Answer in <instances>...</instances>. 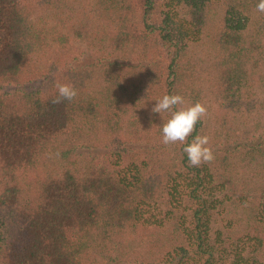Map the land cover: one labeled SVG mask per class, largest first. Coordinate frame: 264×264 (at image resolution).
Here are the masks:
<instances>
[{
    "label": "trees",
    "instance_id": "trees-1",
    "mask_svg": "<svg viewBox=\"0 0 264 264\" xmlns=\"http://www.w3.org/2000/svg\"><path fill=\"white\" fill-rule=\"evenodd\" d=\"M214 2L225 3L213 36L222 114L215 160L190 167L183 147L206 135L208 117L185 144L164 145L171 113L150 121L135 113L153 93L203 103L196 91L181 92L182 53L201 40ZM258 3L89 0L64 29L46 22L50 6L42 14L32 0H0V264H264V120L254 128L235 120L243 100L264 111V87L262 98L247 94L264 83ZM95 13L108 31L94 28ZM94 41L99 52L81 60L74 44ZM55 45L70 66L59 82L78 95L54 105L56 89L25 85ZM134 241L147 243L150 260L127 256Z\"/></svg>",
    "mask_w": 264,
    "mask_h": 264
},
{
    "label": "rangeland",
    "instance_id": "rangeland-1",
    "mask_svg": "<svg viewBox=\"0 0 264 264\" xmlns=\"http://www.w3.org/2000/svg\"><path fill=\"white\" fill-rule=\"evenodd\" d=\"M33 7L35 12H41L44 14L46 7L50 6L51 10H46L48 15L46 16V22L57 28L63 27L66 29L67 24L69 23L70 12L72 14V22L79 13L83 10L88 4L89 0H67V3L61 4L57 0H53L54 4L46 3L47 0H32ZM223 2H214L210 5L208 14L209 18L207 23L204 26L203 34L201 40L198 41H188L183 46L182 53V64L184 66V73H182V85L181 92L185 95H189L191 91H196L198 95L202 97L203 104L207 106L208 112L206 117L209 118V122H206L207 130L206 135L210 137V145H213L214 136H212L215 131L219 128V118L222 112L220 111L219 105L217 104V88L216 82L218 80L216 65H217V56L218 50L215 47L213 42V36L216 35V32L221 26L222 17L224 14ZM180 9V7H179ZM72 10V11H71ZM38 15V14H37ZM92 16V14H91ZM94 28L97 31L100 29L106 28L107 31L110 29L109 26L103 24L98 20L99 15L95 13ZM62 17L67 19L62 26L58 24L61 22ZM58 21V22H57ZM96 41L92 42L93 47L87 46L86 43H76L74 44L75 54L82 56L83 59H88L91 56H95L99 52L97 48ZM62 51L58 45H55L53 49H46L44 52L40 53L39 60L37 62L36 70L34 71V79L32 82L27 83L25 90H42L44 93H49L54 91L55 84L57 81H60L63 78L64 72L70 67L68 56L61 55ZM152 55L150 52L149 56ZM71 64H75L72 62ZM138 75V70L135 72H130L129 75ZM180 80V81H181ZM90 88H95V84L89 82ZM258 87H264L256 85L254 88H247V94L255 90L259 98L263 97L262 88L257 89ZM14 86H6L3 91L15 92ZM19 88V87H18ZM156 95L153 93V96L150 97L149 101L144 103V105L139 108L135 115L140 116L141 121H150L152 119L151 108L156 103ZM189 102V101H185ZM256 107V108H255ZM241 110L238 112L235 120L236 124L246 123L247 126L254 128L256 122H262L264 120V111L263 109L258 108V104L254 105L246 100H243L239 107ZM64 146L65 144H56ZM83 147H79L77 152L81 151ZM86 150V149H84ZM92 152L104 154L106 149L95 148L91 149ZM39 168H42L40 166ZM44 173V169L34 170L31 169L25 174L26 180L29 183H32L39 177V174ZM229 214L226 216L228 218ZM127 256L131 259L147 261L152 258V252L148 249L147 243L142 242H130L128 249L126 250Z\"/></svg>",
    "mask_w": 264,
    "mask_h": 264
},
{
    "label": "clouds",
    "instance_id": "clouds-1",
    "mask_svg": "<svg viewBox=\"0 0 264 264\" xmlns=\"http://www.w3.org/2000/svg\"><path fill=\"white\" fill-rule=\"evenodd\" d=\"M256 10L264 13V0H259ZM56 95L51 98L52 104H61L73 101L77 95V89L68 83L59 81L55 84ZM184 97L180 94H165L162 98L156 100L151 108L153 114H159L163 120L165 112L171 113L170 118L162 123V140L164 145L185 144L188 137L193 134L198 122L206 117L207 106L201 102H195L184 106ZM183 152L187 156L190 167H201L205 164H211L215 160L214 151L210 145L208 135H196L183 147Z\"/></svg>",
    "mask_w": 264,
    "mask_h": 264
}]
</instances>
